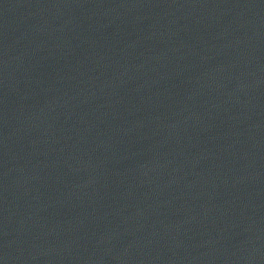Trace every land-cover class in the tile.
Masks as SVG:
<instances>
[{
    "label": "water",
    "instance_id": "water-1",
    "mask_svg": "<svg viewBox=\"0 0 264 264\" xmlns=\"http://www.w3.org/2000/svg\"><path fill=\"white\" fill-rule=\"evenodd\" d=\"M0 264H264V0H0Z\"/></svg>",
    "mask_w": 264,
    "mask_h": 264
}]
</instances>
